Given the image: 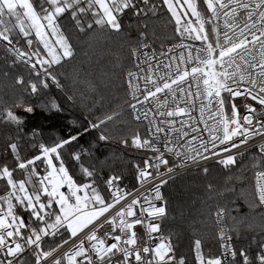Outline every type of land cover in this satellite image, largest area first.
Wrapping results in <instances>:
<instances>
[{
	"label": "snow or ice",
	"instance_id": "1",
	"mask_svg": "<svg viewBox=\"0 0 264 264\" xmlns=\"http://www.w3.org/2000/svg\"><path fill=\"white\" fill-rule=\"evenodd\" d=\"M162 9L175 42L157 50L149 22ZM130 17L135 40L117 45L107 79H89L79 46L103 54L101 42L125 37ZM0 77V264H264V0H0ZM53 86L72 104L78 92L92 99L84 107L98 142L140 157L126 161L131 189L77 150L71 132L43 141L33 130L35 151L23 154L17 110L32 114L35 97L63 111L44 99ZM210 161L236 173L228 181L241 182L248 212L210 206L211 226L193 228L184 254L163 189L185 170L209 174ZM240 225L252 237L237 246Z\"/></svg>",
	"mask_w": 264,
	"mask_h": 264
},
{
	"label": "trees",
	"instance_id": "2",
	"mask_svg": "<svg viewBox=\"0 0 264 264\" xmlns=\"http://www.w3.org/2000/svg\"><path fill=\"white\" fill-rule=\"evenodd\" d=\"M170 14L166 12V9H162L158 17H154L149 23L150 27L154 28L157 35L160 37L159 40L154 42V47L159 50L161 41L165 44L175 42L173 33V24L168 22ZM126 36L122 38H113L108 42H101L104 48L103 54H101L100 48L93 46L88 47L87 45H81L78 48L77 53V67L83 68L91 75L89 79L96 81L107 79L103 76L104 72H110L112 70V63L115 60L113 53L118 52L117 45L123 40L132 39L135 40L137 34L136 18H126L124 21ZM131 25V27H128ZM69 76H71V69H67ZM83 75V73H82ZM3 78L0 77V80ZM64 80V77H61ZM71 88V80L66 81ZM78 90L84 89L83 84L75 86ZM8 91L2 84H0V94ZM101 92L105 89L101 86ZM9 95L11 93L9 92ZM30 103L35 105V111L32 114L25 115L22 110L17 111L25 120V126L23 133L24 140L22 145L24 148V155L30 156L35 149L30 146V136L33 130L41 133L39 139L43 141H50L56 137H67L71 132L78 136L79 149H88L91 151V162H95L97 167L103 166L105 173L109 171L122 174L124 176L123 181L128 185H134L136 183L133 175V170L126 163L129 159H140L135 153L124 152L117 141L111 142H98L97 130L88 127V117L90 114L86 111L84 105H91L92 99L87 98L80 102L79 92L77 94V103L72 104L66 100L63 92L56 89L54 86L50 89L49 94L45 97V100L55 99L59 104L63 106L61 112H47L41 106V101L35 97L27 98ZM96 111L98 114L99 106ZM85 127H88V131H85ZM76 144V142H73ZM3 142L0 141V148H2ZM210 168L209 174L205 175L202 171L193 169L190 170L173 181H170L167 186L163 189L164 194L169 197L170 201V216L168 225L171 229L179 235L180 238V251L184 254H189V244L191 242L192 230L196 228L200 231H204V223L211 226V221L207 219V210L210 206H214L216 203H221L226 206H230L238 211H234L233 215L240 219L248 212V208L244 200L240 197L241 182L239 181H228V177L235 176L236 173H228L224 171L221 166L214 163L208 164ZM79 178V177H78ZM212 183L216 186L218 191H223L226 184H231L236 188L235 193L225 192L223 196L214 192L209 198V194L206 191V185ZM234 201V203H233ZM251 219V217H249ZM202 221L204 223H202ZM241 239L237 246L247 245L252 237V233L243 231V225H240ZM235 237V234H233ZM255 248V246H254ZM213 250L215 247L213 246Z\"/></svg>",
	"mask_w": 264,
	"mask_h": 264
},
{
	"label": "built area",
	"instance_id": "3",
	"mask_svg": "<svg viewBox=\"0 0 264 264\" xmlns=\"http://www.w3.org/2000/svg\"><path fill=\"white\" fill-rule=\"evenodd\" d=\"M237 102H239V98H238ZM240 110H241V111H244V109H243L242 106H241ZM211 163H213V162H211V161L208 162V164H211ZM190 170H193V169H190ZM190 170H185L184 173H186V172H188V171H190ZM121 184L127 186V188H129V189H131V188L133 187V185H128V184L125 183L124 181H121Z\"/></svg>",
	"mask_w": 264,
	"mask_h": 264
},
{
	"label": "rangeland",
	"instance_id": "4",
	"mask_svg": "<svg viewBox=\"0 0 264 264\" xmlns=\"http://www.w3.org/2000/svg\"><path fill=\"white\" fill-rule=\"evenodd\" d=\"M63 190V189H62Z\"/></svg>",
	"mask_w": 264,
	"mask_h": 264
}]
</instances>
